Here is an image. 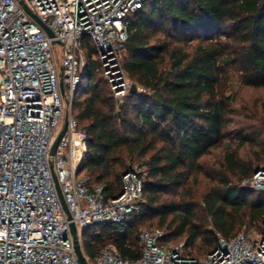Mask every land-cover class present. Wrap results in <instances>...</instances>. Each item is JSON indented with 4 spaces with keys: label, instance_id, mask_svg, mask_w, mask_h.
Returning a JSON list of instances; mask_svg holds the SVG:
<instances>
[{
    "label": "trees",
    "instance_id": "obj_1",
    "mask_svg": "<svg viewBox=\"0 0 264 264\" xmlns=\"http://www.w3.org/2000/svg\"><path fill=\"white\" fill-rule=\"evenodd\" d=\"M83 49L87 71L72 103L82 154L77 172L101 185L107 201L123 190L127 160L145 165L139 211L128 217L123 233L108 224L93 238L104 235L123 258L135 259L141 250L138 225L158 218L163 226L170 218L165 242L183 238L191 254L202 257L193 250L197 242L206 255L219 236L227 239L247 224L264 226V192L240 187L227 175L243 181L258 168L240 164L236 151L225 154L227 174H219L202 197L209 224L195 221L191 200L161 202L171 191H187L202 171L201 158L226 137L231 99L219 86L230 79V70L242 85L264 88V0H146L130 17L121 62L136 92L120 102L87 38ZM253 141L243 136L240 145ZM88 248L92 254L97 247Z\"/></svg>",
    "mask_w": 264,
    "mask_h": 264
},
{
    "label": "built area",
    "instance_id": "obj_2",
    "mask_svg": "<svg viewBox=\"0 0 264 264\" xmlns=\"http://www.w3.org/2000/svg\"><path fill=\"white\" fill-rule=\"evenodd\" d=\"M145 2L0 0V264H79L70 224L87 264H264V226L255 235L219 236L216 247L202 257L192 255L184 242H165L167 232L161 228L138 233L141 250L135 259L123 258L104 235L98 240L91 235L87 242L96 251H83L81 237L87 229L110 224L123 233V224L142 201L136 167L123 175L121 194L107 201L101 185L77 172L82 154L72 103L87 71L84 39L115 96L126 95L131 85L120 57L130 17ZM241 187L264 192V164Z\"/></svg>",
    "mask_w": 264,
    "mask_h": 264
},
{
    "label": "rangeland",
    "instance_id": "obj_3",
    "mask_svg": "<svg viewBox=\"0 0 264 264\" xmlns=\"http://www.w3.org/2000/svg\"><path fill=\"white\" fill-rule=\"evenodd\" d=\"M157 38H163V35L156 34ZM196 41L191 44L194 45ZM126 52L121 53L120 64ZM96 59L95 56H93ZM230 79L223 82L219 86L220 93L225 96H229L231 99L230 109L231 112L228 116V125L226 128V137L222 143L213 148L209 154L203 156L200 160L202 164V171L195 173L190 179L189 184L186 186L187 191L175 190L162 196L161 202H168L170 200H178L184 197L185 200H191L196 205L195 221L208 223L210 220L205 217L203 212L202 197L208 191V189L216 185L219 174H227L224 166V156L226 153L236 151L237 159L240 164H251L253 167H260L264 164V88H252L242 85L238 81L237 73L234 70H230ZM103 79L109 84L110 91L113 97L119 102L121 97H116L114 90L109 81L104 77ZM126 78V77H125ZM127 82H130L126 78ZM84 86V81L82 83ZM76 92V91H75ZM81 90L78 92L80 95ZM75 94V93H74ZM77 95V93L75 94ZM247 136L253 137V142H247L240 145L241 137ZM129 167H136L140 170H145V165L140 161H126ZM229 178H232V183L241 187L242 180H237L231 175L227 174ZM170 218L165 225L160 226L158 218L147 220L138 225V231L143 229H151L155 227H162L163 230L168 232L166 227ZM263 227L249 226L248 224L240 228L237 232H244L249 235H255L262 232ZM92 231L87 229L84 235L81 237L83 251H88V238L91 236ZM183 238L175 239L174 242H184ZM198 243V242H197ZM197 243L194 245L196 253L203 256L205 253L198 250ZM90 247V246H89ZM90 254V253H89Z\"/></svg>",
    "mask_w": 264,
    "mask_h": 264
},
{
    "label": "water",
    "instance_id": "obj_4",
    "mask_svg": "<svg viewBox=\"0 0 264 264\" xmlns=\"http://www.w3.org/2000/svg\"><path fill=\"white\" fill-rule=\"evenodd\" d=\"M21 2V1H20ZM22 3V2H21ZM27 10V9H26ZM28 11V10H27ZM29 12V11H28ZM30 13V12H29ZM31 16L40 24V26L46 31V33L49 35V36H52V33L50 32V30L32 13H30ZM60 88H61V93L62 95H64V91H63V85H62V81H60ZM129 92L130 93H134L136 92V87L134 85H131L130 86V89H129ZM66 130V122L63 126V129L61 130V132L59 133L58 137L56 138V140L54 141V143L52 144V147H51V150H50V155H54L55 151H56V148L58 146V143H59V140L60 138L62 137L63 133L65 132ZM51 173H52V176H53V180H54V183H55V187H56V191H57V194H58V197L63 205V207L66 209V206H65V203H64V200L62 198V195H61V192H60V189L57 185V181H56V178L54 176V173H53V170H51ZM70 229H71V233L73 235V238H74V251H75V255H76V259H77V262L79 264H87V262L85 261V258L81 252V249H80V245L77 241V237H76V228L73 224H70Z\"/></svg>",
    "mask_w": 264,
    "mask_h": 264
}]
</instances>
